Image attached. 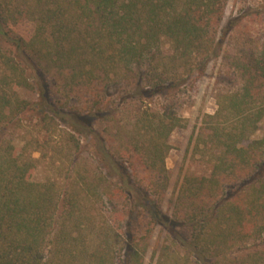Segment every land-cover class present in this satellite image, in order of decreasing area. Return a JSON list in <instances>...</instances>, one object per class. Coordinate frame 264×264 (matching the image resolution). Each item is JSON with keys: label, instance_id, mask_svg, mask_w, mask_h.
Instances as JSON below:
<instances>
[{"label": "trees", "instance_id": "1", "mask_svg": "<svg viewBox=\"0 0 264 264\" xmlns=\"http://www.w3.org/2000/svg\"><path fill=\"white\" fill-rule=\"evenodd\" d=\"M228 1L0 0V264H144L155 230L156 264H264V40L223 52L242 20L217 38ZM217 59L238 87L198 130L211 168L163 214L185 124L151 106ZM27 115L36 135L17 141ZM35 153L66 165L62 186L35 181Z\"/></svg>", "mask_w": 264, "mask_h": 264}, {"label": "rangeland", "instance_id": "2", "mask_svg": "<svg viewBox=\"0 0 264 264\" xmlns=\"http://www.w3.org/2000/svg\"><path fill=\"white\" fill-rule=\"evenodd\" d=\"M263 8L264 0L228 1L217 38H223V29L231 19L239 18L242 20L230 36L225 37V40L223 39V52L230 51L234 53L243 48L252 50L255 45L264 40V18H254L251 15L256 10L263 11ZM17 32L24 37H30L33 33V25L23 23L19 25ZM250 41L251 43H249ZM245 42L248 44L247 47L244 45ZM189 86L183 94L177 97V102L155 100L151 106L153 110L161 111L173 105V111L183 119L185 124L184 128L176 129L168 139L170 149L165 159V166L170 176L161 209L163 214L170 213V204L185 177L202 176L209 172L212 165V154L204 150L202 145L197 146V133L201 125L204 124L205 116L215 113L217 109L216 95L220 92L236 90L238 82L227 72L221 60L217 59L207 66L203 75L193 79ZM23 96L29 100L33 99L30 94H24ZM22 120L21 130L16 132L15 136L17 141L21 140L22 137L31 138L36 135V129L33 127L35 123L33 116L27 115ZM263 134L264 120L259 124L258 130L252 139H260ZM33 157L37 160L36 169L33 173L35 181L42 183L53 180L62 186L66 165L62 166L59 162H55V157L48 153H35ZM160 237L158 230H155L144 264H156L155 261H150V259L153 246L157 240H160Z\"/></svg>", "mask_w": 264, "mask_h": 264}]
</instances>
